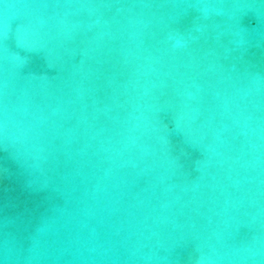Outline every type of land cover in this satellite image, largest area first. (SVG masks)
Wrapping results in <instances>:
<instances>
[{"label": "water", "instance_id": "water-1", "mask_svg": "<svg viewBox=\"0 0 264 264\" xmlns=\"http://www.w3.org/2000/svg\"><path fill=\"white\" fill-rule=\"evenodd\" d=\"M0 264H264V0H0Z\"/></svg>", "mask_w": 264, "mask_h": 264}]
</instances>
